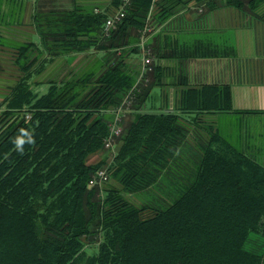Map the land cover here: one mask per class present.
<instances>
[{"label":"trees","instance_id":"16d2710c","mask_svg":"<svg viewBox=\"0 0 264 264\" xmlns=\"http://www.w3.org/2000/svg\"><path fill=\"white\" fill-rule=\"evenodd\" d=\"M191 1L214 3L157 0L151 15L152 0H130L106 37L107 13L120 0L99 12L79 5L35 11L47 62L60 55H101L69 78L50 77L41 90L32 87L34 71H28L32 43L16 45L23 74L0 101V264H263L264 167L210 128L194 169L172 168L188 133L183 115L229 110L228 86L185 90L177 113L144 110L143 85L123 115L118 149L95 163L88 160L108 150L111 108L136 80L125 57L140 50L148 18L150 25L161 22ZM255 1L225 3L252 7ZM106 163L116 183L88 187ZM161 181L168 186L162 208L138 206L125 196ZM85 237L97 244L95 253H86Z\"/></svg>","mask_w":264,"mask_h":264},{"label":"crops","instance_id":"0c3cea01","mask_svg":"<svg viewBox=\"0 0 264 264\" xmlns=\"http://www.w3.org/2000/svg\"><path fill=\"white\" fill-rule=\"evenodd\" d=\"M104 1L101 9L109 4ZM78 3L57 0L55 7L73 9ZM208 3L191 1L161 22H151L148 42L154 51V69L144 85L148 89L142 107L147 111L178 113L185 90L206 84L228 86L229 110L183 115L188 133L174 152L177 162L172 168L194 169L210 128L236 151L264 167V0H256L252 7L247 3L242 7L228 5L225 0ZM51 8L53 5L41 0H3L0 36L5 42H0V101L23 74L16 63L17 44L32 43L26 60L34 63L28 71H34L32 87L40 86L41 90L50 77L69 78L92 57L101 55H60L47 62L33 16L37 10ZM155 12L152 7L150 14ZM125 59L137 76L140 50ZM118 147L116 143L115 151ZM160 185L168 190L163 181Z\"/></svg>","mask_w":264,"mask_h":264},{"label":"built area","instance_id":"2783aa9c","mask_svg":"<svg viewBox=\"0 0 264 264\" xmlns=\"http://www.w3.org/2000/svg\"><path fill=\"white\" fill-rule=\"evenodd\" d=\"M130 0H120V4L117 8L110 7L102 32L104 36H108L112 29L116 27V25L121 21L125 14L126 7L130 4ZM95 12H99L103 9L95 8ZM149 18L144 25L137 45H139L140 49V59L141 66L138 70V74L136 76L135 84L131 91H129L120 101L116 107L111 108L114 118L109 123V136L105 139L104 145L106 149H113L116 139L121 136L123 133L121 122L123 115L126 112H129L134 104V98L136 91H139L143 85H146L149 82V75L154 69V52L152 49V45L148 42V35L152 31ZM110 178V173H108L106 168H98L92 175V177L88 180V187H93L96 185L105 184Z\"/></svg>","mask_w":264,"mask_h":264},{"label":"rangeland","instance_id":"374dc122","mask_svg":"<svg viewBox=\"0 0 264 264\" xmlns=\"http://www.w3.org/2000/svg\"><path fill=\"white\" fill-rule=\"evenodd\" d=\"M43 1L45 4H50V5H53L54 9H59L58 7H55L56 3H57V0H41ZM60 1V0H59ZM80 4L79 6L82 7L83 9L85 10H90L93 6H97V7H100V8H103L104 5H105V1L104 0H78ZM111 0H108V3L110 2ZM104 2V3H103ZM158 2L157 0H152V6L155 7L157 6ZM18 16V15H17ZM16 18H19L16 17ZM81 59V58H80ZM78 59H75V63H78ZM78 72V71H77ZM40 87V86H39ZM38 87V88H39ZM44 89V88H43ZM9 92V91H8ZM129 118L128 116L125 117V120L127 121ZM116 143H118V141L115 142V146H116ZM115 146H114V149H115ZM113 151L112 150H101V151H98L96 152L94 155L90 156L89 157V162L91 163H95L103 158H106L108 157L109 153H111ZM108 164L106 163V165H103L104 168L105 166H107ZM116 181L114 178L110 177V180L108 182H106L105 184H102V185H98L100 189H105V188H108L110 187V185L112 184H115ZM100 194L103 195V192L101 191ZM125 196L127 199H129L130 201L134 202L136 205H146L148 206V208H153V207H158V208H162L164 206L167 205L168 201H163L162 199L166 197V192L165 190L162 188V186L159 184V183H156V185H154L153 188H147L145 190H142V191H139L137 193H125ZM152 211V210H151ZM150 209H148L146 212H151ZM93 239H91L90 237H85V251L87 254H93L97 251V244H95L93 241ZM253 240H255V238H253ZM257 241V240H256ZM252 246L247 245L248 248L250 249H254V242H252ZM264 264V262H263Z\"/></svg>","mask_w":264,"mask_h":264},{"label":"clouds","instance_id":"9594fccd","mask_svg":"<svg viewBox=\"0 0 264 264\" xmlns=\"http://www.w3.org/2000/svg\"><path fill=\"white\" fill-rule=\"evenodd\" d=\"M19 143H22V141H18V144H19Z\"/></svg>","mask_w":264,"mask_h":264}]
</instances>
